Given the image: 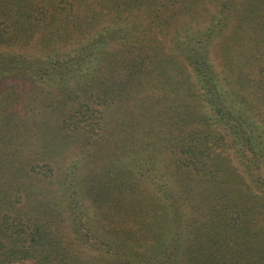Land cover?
<instances>
[{
  "label": "trees",
  "instance_id": "obj_1",
  "mask_svg": "<svg viewBox=\"0 0 264 264\" xmlns=\"http://www.w3.org/2000/svg\"><path fill=\"white\" fill-rule=\"evenodd\" d=\"M0 264H264V0H0Z\"/></svg>",
  "mask_w": 264,
  "mask_h": 264
}]
</instances>
